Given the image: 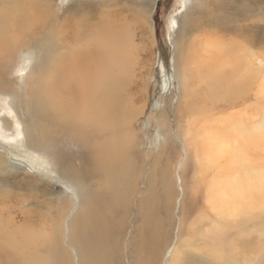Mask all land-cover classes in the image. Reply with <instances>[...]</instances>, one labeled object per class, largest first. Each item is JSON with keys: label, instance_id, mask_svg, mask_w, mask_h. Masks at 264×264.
I'll return each mask as SVG.
<instances>
[{"label": "bare ground", "instance_id": "obj_1", "mask_svg": "<svg viewBox=\"0 0 264 264\" xmlns=\"http://www.w3.org/2000/svg\"><path fill=\"white\" fill-rule=\"evenodd\" d=\"M100 1L94 14L53 10L51 0H0V106L10 111L0 130L13 140L16 125L14 149L28 156L8 190L3 169L19 156L0 142V264H264V165L247 167L243 130L237 146L207 153L213 164L224 161L215 190L212 167L198 183L183 176L185 163L175 166L204 152L198 141L230 139L226 125L212 135L193 122L179 129L184 115L227 107L240 127L253 126L238 116H247L245 96L264 94L256 78L245 90L251 40L242 27L210 31L219 11L205 3L189 10L194 37L174 42L170 61L178 121L171 134L165 107L146 115L155 79L143 13L127 8L136 0ZM257 123L247 130L262 135ZM172 141L180 150L163 161ZM255 144L263 148L264 139ZM59 181L68 196L55 190ZM23 249L20 261L14 252Z\"/></svg>", "mask_w": 264, "mask_h": 264}, {"label": "rangeland", "instance_id": "obj_2", "mask_svg": "<svg viewBox=\"0 0 264 264\" xmlns=\"http://www.w3.org/2000/svg\"><path fill=\"white\" fill-rule=\"evenodd\" d=\"M100 2V0H51L53 10H76L77 7H79L80 10H90L94 14L97 10H99L98 4ZM134 3L135 4H127V8H129V10H133V12L134 10H141L143 13L142 19L146 22L147 36L151 40L149 57L147 58H149V63L152 67V73L155 81L151 83L149 88L147 102L148 109L146 111V115L150 118L157 115V113L154 111L155 105H158L161 108L165 107L167 110L163 109L161 111L166 117V121L169 122L170 130L172 131L171 134L176 131L174 128L178 126L177 113L175 112L177 107V83H175L171 78L170 66L173 44L174 42L179 43V41H183L182 43L185 45L188 41L193 39L194 34L192 33H194V29H189L190 26L188 22L189 10L199 9L204 3L206 6L205 10L219 11L217 16L212 18L215 28H209L210 31L221 35V32L218 29L220 26L226 27L232 32H234L235 28L242 27L245 37L251 40L247 45L248 51L246 52V56H248L246 65L249 71L246 74L248 83L245 90L250 87L252 81H255L254 79L256 78L258 85L259 83L262 84L261 87H263L264 93V0H136ZM205 13L208 15L210 14L208 12ZM206 14L203 13L202 17H206ZM180 32L185 33V35H182ZM252 42L254 44H252ZM163 70L166 73V76L164 77L162 76ZM166 79H170V85L169 87L166 86L163 88V81ZM235 93L236 92H233V94ZM3 102L5 103L6 101L3 100ZM245 102L248 106L247 116L244 117L243 113L240 111L238 113L239 118L248 120V124H251L250 122H252L253 126L258 125V121L264 130V94L259 93L257 94V97H253L252 94L247 95L245 96ZM233 103L236 105V101ZM196 108L200 110L201 106L197 105ZM8 112L10 111L7 106H0L1 117L4 114H8ZM253 112H256V114L253 115ZM198 114L200 115V111ZM209 114L210 115H201L199 118H193L184 115L182 123L183 128L179 127V129H183V131H185L187 129L188 123L193 122L196 130L203 131V129H206L208 130L209 135H212L210 132L215 130L217 126L226 125L229 128L230 139L228 141L211 142L207 137L206 141L204 142L198 141L196 145L199 144L200 148L202 145H204V147L201 148L204 152L199 151L196 154L190 155L188 160L179 159L175 166L177 169H179L182 164L185 163L186 167L183 170V176H189L190 181L192 179L196 180L198 183L200 177L205 174L206 171L210 170L212 174L208 177V189L211 188V190H215V183L220 180V177H223V174L218 177L215 176V168L217 166H222L224 161L222 157H217L215 159H218V161L213 164L209 161L207 153H212L215 149H222L224 146L226 149H232L233 147L237 146L238 130L242 129L243 142L241 152L247 159V167L253 163L255 170L259 171V166L261 164L264 165V147L262 148L257 146L255 141L259 138L264 139V133L262 135L258 134L257 129L253 133H250L247 129H253V126L247 129L240 127L238 122L231 118L230 110L227 107L213 106ZM249 117H252L253 120L249 119ZM201 125L202 129L200 128ZM140 127H142V124ZM11 130L12 133L14 132L13 140L12 138H8L9 133H4L2 130H0V142H8L10 145H8L9 147L7 150H11L14 154L19 156L14 162L15 166L9 168L8 170L5 168L3 169L4 171H7L5 172L7 176L4 178V180L7 184L6 188L8 190L12 189L10 184L13 182L12 173L16 171V166H25L23 161L26 162L28 157L27 155H22L20 152V147H18V149H14V146H17L18 141H20V137H16L18 132L16 125H13ZM148 134L150 136L152 135L151 137L153 142H155L158 138L161 139L160 141L162 142V138H160V136L163 137L162 132L160 135V132L152 130L149 131ZM155 134L159 137L156 138ZM219 139L223 140L221 136ZM0 145H2V143H0ZM172 147L173 148L164 151L163 161H166V159L168 160V158H170L168 155L169 153L174 155L176 151H179L181 145L176 141H172ZM167 156L169 157L166 158ZM205 165L212 168L208 170L202 169ZM26 167H28V164ZM181 177L182 176H180L179 172L176 174V176L174 175V178L177 181H180ZM61 184L62 182L59 181L56 186H54L56 188L55 190L59 193H63V191H65L66 193L64 195L68 196V189L65 186L62 187ZM189 185L191 186V183ZM258 210L259 209H257V211ZM175 217L178 219L177 214ZM252 237L256 236L253 235ZM19 245V242L15 244V250L17 249L16 246ZM24 252V249L14 252L15 258L22 261ZM39 253L44 255V250L39 251Z\"/></svg>", "mask_w": 264, "mask_h": 264}, {"label": "trees", "instance_id": "obj_3", "mask_svg": "<svg viewBox=\"0 0 264 264\" xmlns=\"http://www.w3.org/2000/svg\"><path fill=\"white\" fill-rule=\"evenodd\" d=\"M158 5V4H157ZM157 5H156V7H157Z\"/></svg>", "mask_w": 264, "mask_h": 264}]
</instances>
